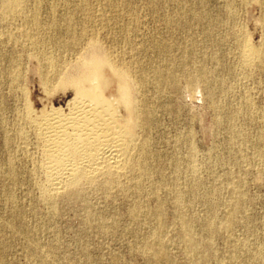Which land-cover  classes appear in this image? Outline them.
I'll return each instance as SVG.
<instances>
[{"label": "rangeland", "instance_id": "374dc122", "mask_svg": "<svg viewBox=\"0 0 264 264\" xmlns=\"http://www.w3.org/2000/svg\"><path fill=\"white\" fill-rule=\"evenodd\" d=\"M245 40L261 55L246 65ZM85 55L129 69L130 95L113 84L111 108L96 105L119 121L149 111L133 144L144 143L148 167L126 169L108 189L101 180L80 185V195L62 188L48 203L41 117L73 120L92 91L79 82L48 92L40 78L49 72L52 86L75 75ZM237 135L245 140L233 167ZM158 206L172 264H190L178 211L205 264H231L233 255L264 264V0H21L11 17L0 10V264H154L141 244Z\"/></svg>", "mask_w": 264, "mask_h": 264}, {"label": "bare ground", "instance_id": "6f19581e", "mask_svg": "<svg viewBox=\"0 0 264 264\" xmlns=\"http://www.w3.org/2000/svg\"><path fill=\"white\" fill-rule=\"evenodd\" d=\"M21 0H0V10L2 15L11 17L17 11ZM85 3V2H84ZM83 3V4H84ZM230 16V14H229ZM254 21L257 17L253 16ZM73 24L68 22L67 35L73 37ZM242 63L249 64L254 59H261L260 51L256 46L249 44L247 40L243 41L241 49ZM52 65L54 61L48 60ZM75 75L65 74L57 79V83L51 86V77L49 72L42 73L40 83L44 91H52L55 88L66 85H76L77 83L89 84L92 94L88 100L81 103L79 114L68 122L56 119L52 113H44L41 117V123L47 134V153L49 169V188L43 191V199L50 203L55 194L62 188L72 194L80 195L79 186L83 184H93L97 181L104 184V188L116 182L119 176L126 169L137 167L144 171L147 169V152L144 150V143L134 144V131L138 124L147 125L150 120L149 111H138L135 121H119L109 114L107 110L97 108L96 103L102 101L106 108H111L109 97L105 91L113 84L117 90L128 96L130 93V83H134L130 78L129 69L124 68L116 62L111 61L106 55H85L81 64L74 67ZM170 72L169 68L163 70L166 76ZM206 69L203 68L200 74V80L206 76ZM67 75V76H66ZM163 88V87H161ZM130 95V94H129ZM26 97L31 100L29 94ZM233 118H231L232 120ZM235 140L231 141L229 157L233 167H237L239 155L237 149L243 144L245 137L237 135ZM260 138L263 135L259 136ZM237 145H235L236 143ZM139 151V157L137 154ZM69 154L79 159V164L71 163ZM138 157V159H137ZM191 161H189L190 165ZM192 166V163H191ZM65 167L68 174L57 172L56 169ZM235 172H231L230 178L233 180ZM236 188L232 187V194L236 193ZM174 192V201L178 207L182 205V194ZM138 206L132 208V215L138 213ZM160 206L156 209V227L146 236L141 244V248L147 252L154 264H172L169 258L163 238L162 223L159 218ZM178 217L182 223V233L179 237L186 256L190 264H205L203 255L198 252V240L193 233L192 223L186 214L178 211ZM232 216L227 220L230 224ZM91 222V217L87 218ZM203 226L210 227L209 221H204ZM1 227V225H0ZM37 243L32 244V251L38 254ZM231 264H246L239 256L231 257Z\"/></svg>", "mask_w": 264, "mask_h": 264}]
</instances>
